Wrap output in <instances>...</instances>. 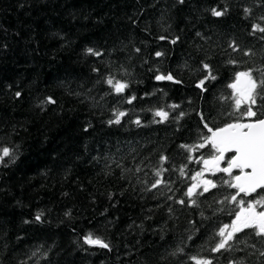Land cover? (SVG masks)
Masks as SVG:
<instances>
[{"label":"trees","instance_id":"1","mask_svg":"<svg viewBox=\"0 0 264 264\" xmlns=\"http://www.w3.org/2000/svg\"><path fill=\"white\" fill-rule=\"evenodd\" d=\"M259 28L264 0H0V264H264L252 229L212 251L264 190L231 202L203 163L209 129L264 118L229 87L264 81Z\"/></svg>","mask_w":264,"mask_h":264},{"label":"snow or ice","instance_id":"2","mask_svg":"<svg viewBox=\"0 0 264 264\" xmlns=\"http://www.w3.org/2000/svg\"><path fill=\"white\" fill-rule=\"evenodd\" d=\"M183 2V0H181ZM214 16H222L224 13L222 11L212 10ZM259 31L264 32V28H259ZM175 43V41H173ZM138 51V50H137ZM87 52L91 55H100V53L95 52L93 49H87ZM157 56L161 53L157 52ZM207 69L208 65H204ZM242 77L247 78V87L244 90H239V98L236 99L235 105L236 109L239 111L242 104L247 105L243 117L253 118L256 117L257 113L253 111V105L256 103V98L259 95L257 88H264V81H261L259 85L252 78L251 72H240L236 74L237 82L240 81ZM214 79V77H212ZM157 80L173 79L171 75L168 76H157ZM109 85H112L113 81L109 79L107 81ZM204 82L201 81V84ZM127 87L126 84L117 82L115 85V91L117 93L122 92ZM229 87L236 89L237 84H231ZM20 94L17 93V96ZM50 102L51 98H49ZM131 102V101H129ZM116 118L110 120L109 123L119 124L121 122V117L125 115L124 112H118L115 114ZM157 116L166 117L167 113L163 111H157ZM135 123L139 124L140 121L137 120ZM207 127V125H205ZM212 133L211 136L206 138L208 144L215 151L217 155H213L211 159H206L203 161L205 168L215 174V172L226 173L231 179L224 181L225 184L230 188L236 189V194L231 196V202H237V196L241 193L244 195H251L257 192L258 189L264 190V119H257L251 122H240L236 121L233 123H228L222 128H217L215 130L209 129ZM204 144H200L198 147H204ZM187 149V146H183ZM190 150V149H189ZM3 155L0 156V160L4 157L9 156V149L4 148L2 150ZM227 153H233V155L227 160V167H220V163L224 161L225 155ZM162 160H166V157H161ZM233 170H237L238 174L233 175ZM183 174V170H181ZM157 176L160 175L159 172L156 173ZM201 173H197V176ZM195 179V177H193ZM161 181L157 180L152 187L155 188ZM203 192L198 193L203 195L204 192L209 191V185L215 188L217 185L211 180H204ZM193 185L185 193L190 199L193 197L194 192ZM227 199V198H226ZM181 204L184 203L183 200L179 201ZM195 204V201H192ZM243 205V201H239ZM261 206L264 208V199L253 200L247 204V208H241L240 212L236 213V218L232 221L231 225H225L217 233L221 237L220 241L212 249L213 252H218L221 249L227 250V245L230 240L233 239L234 234L239 233L245 229H252L256 236L264 237V210L257 211V207ZM41 219L40 215L36 216V220ZM231 227V231L227 232L225 235V230ZM87 243L98 244L100 247L107 248L108 245L99 239H93L91 236L86 238ZM264 255V253H261ZM196 264H212L211 260H197Z\"/></svg>","mask_w":264,"mask_h":264},{"label":"rangeland","instance_id":"3","mask_svg":"<svg viewBox=\"0 0 264 264\" xmlns=\"http://www.w3.org/2000/svg\"><path fill=\"white\" fill-rule=\"evenodd\" d=\"M242 79H244L246 81H243ZM242 79H240V81L238 83H237V80L235 81V84H237V88L234 89V92L236 93L238 98H239V90H244L247 87V78L243 77ZM231 230H232L231 227L227 228L225 230V234L227 235V232H229Z\"/></svg>","mask_w":264,"mask_h":264},{"label":"water","instance_id":"4","mask_svg":"<svg viewBox=\"0 0 264 264\" xmlns=\"http://www.w3.org/2000/svg\"><path fill=\"white\" fill-rule=\"evenodd\" d=\"M263 119H264V118H263ZM211 134H212V133H211ZM210 136H211V135H210ZM227 154H232V155H233V153H227ZM227 154H226V155H227ZM226 155H225V156H226ZM235 171H237V170H233V172H235ZM224 174H225L226 176H228L226 173H224ZM258 191H260V189H258L257 192H258ZM257 192H255V193H257ZM255 193H252L251 195H254ZM242 194H243V193H241L240 195H242ZM251 195H247V196H251Z\"/></svg>","mask_w":264,"mask_h":264}]
</instances>
